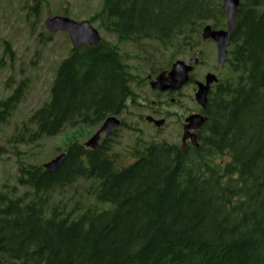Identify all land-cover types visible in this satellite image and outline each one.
Instances as JSON below:
<instances>
[{"label":"trees","instance_id":"obj_1","mask_svg":"<svg viewBox=\"0 0 264 264\" xmlns=\"http://www.w3.org/2000/svg\"><path fill=\"white\" fill-rule=\"evenodd\" d=\"M95 18L122 41L177 50L205 22L224 23L215 0H104ZM231 44L199 147L149 143L118 168L104 146L75 142L56 171L23 163L18 181L30 190H0V264H264V0H241ZM130 69L104 40L74 49L25 134L35 142L119 113L136 81ZM21 98L20 88L0 102V123ZM79 180L90 183L92 205L109 206L76 214L81 203L56 201Z\"/></svg>","mask_w":264,"mask_h":264},{"label":"rangeland","instance_id":"obj_2","mask_svg":"<svg viewBox=\"0 0 264 264\" xmlns=\"http://www.w3.org/2000/svg\"><path fill=\"white\" fill-rule=\"evenodd\" d=\"M38 1L39 15L29 14L31 7ZM215 2L222 3V0ZM102 7L103 0H0V60H3V63L0 62V100L12 95L20 85H23L24 89L21 102L8 121L0 124V189L5 185L9 188L17 185L19 167L23 163L43 166L65 152L71 142L84 144L100 127L68 125L59 134L43 137L35 142L24 132L32 113L49 101L57 68L60 62L69 56L72 48L67 33H51L46 29L44 24L49 13L53 16L65 15L77 21L90 20L93 26L100 28L103 38L119 45L123 59L139 78L152 76V69L168 68L174 57L175 60L183 59L188 62L193 54L201 57L200 64L192 74L195 80L203 81L211 72L216 73L219 78L226 77L228 64H218L217 47L213 41L201 42L189 52L173 51L156 41L137 44L118 42L116 36L103 31L99 26V19H91L101 12ZM5 41L10 43L13 57L9 52H5ZM195 87V84H189L179 96L174 95L179 99L178 103L169 104L165 95H161L162 109L169 114L165 116L156 115L150 110L152 102H157L160 98L149 84L143 82L142 85H134L138 105L130 104L122 114L127 126H121L111 141L112 152L117 154L119 166L130 164L135 158L134 150L142 148L154 139L162 141L166 138L170 143H181L184 118L200 110L194 99ZM146 115L164 117L167 122L158 130L146 123ZM31 127L35 130V126ZM87 187V183L79 181L71 188L59 190L56 193V201L68 202L69 198L74 196L70 207L78 201L85 205L93 204L94 201L86 194ZM18 190L23 193L27 189L19 187Z\"/></svg>","mask_w":264,"mask_h":264},{"label":"water","instance_id":"obj_3","mask_svg":"<svg viewBox=\"0 0 264 264\" xmlns=\"http://www.w3.org/2000/svg\"><path fill=\"white\" fill-rule=\"evenodd\" d=\"M238 5H239V0H224L223 8L225 12L228 14V24H229V30L227 32L213 31L210 26H206L204 28L203 37L204 38L212 37L218 43L220 62L224 61L227 54L226 46L229 43L230 32L235 25V16L237 14ZM46 27L52 32H56L58 30L68 32L75 46L88 42H90L92 45H97L100 41L98 32L92 26H90L89 22L87 21L78 23L66 17L49 16L46 21ZM193 62H196V60L193 59L192 63ZM191 70H192L191 66H187L185 65L184 62L179 61L176 64H174L173 70L167 78L164 77L165 74H162L161 76L158 77L156 82L152 83V85L153 87H158L161 90H164L165 88H167L166 83L171 82L172 88H178L189 79V71ZM214 79H215L214 76L209 75L207 77L206 85L200 84V90L197 94V99L203 105L206 104L207 101L206 97L210 89V83ZM188 121L190 122L188 125L185 126L184 139L191 137L193 139V142H195V136L193 134L188 133L189 129L199 128L204 124L205 119H203L198 115H192L188 119ZM119 123L120 121L115 117L107 118V120L104 122L102 127L95 134V136L89 140L87 145L92 146V148L98 147L101 133L105 132L107 134H110L116 128V126L119 125ZM64 158L65 155L63 154L57 157L56 159L52 160L51 162L47 163L45 167L47 168L48 171H53L60 166Z\"/></svg>","mask_w":264,"mask_h":264}]
</instances>
